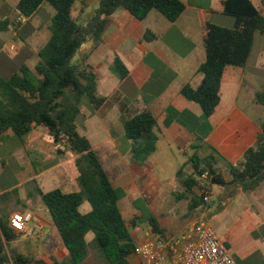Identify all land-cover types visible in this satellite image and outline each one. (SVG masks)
I'll use <instances>...</instances> for the list:
<instances>
[{"label":"crops","instance_id":"0c3cea01","mask_svg":"<svg viewBox=\"0 0 264 264\" xmlns=\"http://www.w3.org/2000/svg\"><path fill=\"white\" fill-rule=\"evenodd\" d=\"M181 1L186 9L174 22L157 10L151 11L144 20H139L120 7L110 17L102 44L93 49V43L89 40L76 57L78 61L80 56L92 50L87 61L97 74L98 95L106 98L94 114H84L82 108L77 125L80 133L87 136L93 148L99 151L105 167L106 160L111 164L110 170L106 169L114 176L112 183L125 192V197L119 201L122 213L124 206L137 207L142 196L137 180L147 178L142 170L147 161L139 163L132 160L134 142L124 134L125 121L138 110L148 106L157 119L159 139L157 150L152 155L159 151L169 155L173 147L187 153V149L197 145L202 156L209 155L210 150L216 148L228 162L236 163L261 132L264 107L256 103L255 96L264 90V35H255L251 54L243 66L226 67L220 104L210 118H205L202 108L181 92L187 84L198 86L203 78L199 67L206 61V51L200 14L210 13L211 23L217 26L232 28L235 22L227 19L229 15L224 12L225 0ZM18 2L0 0V25L6 20L9 22L0 29V77L18 73L23 64L33 70L39 61L38 52L51 37L50 26L56 13L54 7L44 2L33 15L26 17L18 11ZM252 2L264 15V0ZM99 3L100 0H76L73 17L86 24ZM147 31L157 38L146 40ZM12 44L16 48L9 50ZM117 57L129 71L124 79L111 70ZM247 107L257 108L256 118L245 112ZM13 138L11 136L6 140L12 141ZM124 138L130 141L127 145H131V149L126 154L134 162L133 168L122 167L126 157L122 156L119 147ZM59 148L63 152L59 153ZM69 152L64 145H56L43 126H37L25 143L20 141L16 154L19 165L15 173L16 182L6 189L0 186V195L31 182L34 185L30 191H24L25 200H17L21 202L19 209L9 213L6 209H0V220L9 223L14 213L31 211L35 221L44 224L45 232L39 237L20 235L9 245L26 241L35 243L36 251L48 239L51 241L55 236L60 238L40 190L48 192L62 188L71 192L77 189L76 155H73L74 166L71 167ZM37 155L39 158L35 160ZM8 166L0 167V179ZM191 172L189 170V174ZM148 206L143 207L149 209ZM221 212H225L229 218L221 238L237 258V263L249 264L250 261V264H264V182L253 192H244L241 188L235 194L229 192ZM90 235L93 236L90 233L88 237ZM55 254L60 258L58 251ZM130 262L142 264L134 255Z\"/></svg>","mask_w":264,"mask_h":264},{"label":"trees","instance_id":"16d2710c","mask_svg":"<svg viewBox=\"0 0 264 264\" xmlns=\"http://www.w3.org/2000/svg\"><path fill=\"white\" fill-rule=\"evenodd\" d=\"M44 2L52 5L56 13L50 26L51 37L38 52L39 61L35 68L32 70L23 64L18 73L0 77V142L14 136L25 143L37 126H43L56 145H64L76 155V190H40L42 201L68 255L66 260L52 255L50 261L24 251L13 252L11 256L7 246L20 234L9 223L0 220V264L11 260L14 264H67V261L68 264H83L91 243L100 251L106 264H131L137 242L119 207L125 192L113 185L114 176L106 169L99 151L93 148L87 136L80 133L77 125L84 96L89 98L95 109L106 101L105 97L98 95L97 74L87 61L92 50L80 56L77 62L73 60L87 41H92L93 49L102 44L110 17L120 7L139 20L157 10L174 22L183 14L186 5L181 0H100L86 24L73 17L76 0H19L17 9L30 17ZM224 12L234 18L232 28L211 23L210 13L201 12L206 51V61L199 67L203 78L198 86L187 84L181 91L189 101L202 108L205 118H210L220 104L226 67L243 66L251 54L255 35H264V15L252 0H225ZM8 23L7 20L2 22L0 29ZM156 38L150 31L145 34L146 40ZM111 70L121 79L129 74L119 57L111 65ZM255 98L256 103L264 107V90L257 92ZM157 128V119L148 106L125 121V136L134 142L141 141L131 150L133 161L144 163L156 152ZM192 148L195 151L186 163L192 172L186 175L184 167L177 172L183 191L176 196L183 199L187 194L192 195L191 213L208 205L204 194L197 193L203 189L201 182L205 172H208L205 181L208 189L218 186L253 192L264 182V121L257 139L236 163L228 162L216 148H212L207 156L199 154L197 145ZM58 152L63 151L59 148ZM220 163L226 167L225 170L217 168ZM86 202L90 209L84 212L82 207ZM222 208L220 205L219 212ZM142 214L141 219L150 224L151 233L165 237L159 219L147 208ZM131 224L137 226L133 220ZM90 233L94 235L91 242L88 241Z\"/></svg>","mask_w":264,"mask_h":264},{"label":"rangeland","instance_id":"374dc122","mask_svg":"<svg viewBox=\"0 0 264 264\" xmlns=\"http://www.w3.org/2000/svg\"><path fill=\"white\" fill-rule=\"evenodd\" d=\"M227 19H231L233 22H235L234 18L231 16L227 17ZM8 49L10 50V47H8ZM73 62H77L76 58L73 60ZM11 74L9 73L7 76L9 77ZM81 108L84 109V114L87 115L94 114L96 112V109L93 107L87 96L82 98ZM244 110L249 116L256 118V107H247ZM261 116H264V114ZM128 141L129 140L127 138H124V140L121 141L119 151L121 152L122 156L126 157L124 159L125 163H123L124 165H122V167L133 168L134 162H132L126 154L131 149V145H127ZM140 143L141 141L137 140L134 142V146H139ZM19 144L20 140L14 137L12 141L5 140L0 145V167L9 165L5 168L6 170L4 175L0 179V186L2 189H6L8 186L13 185L16 182L15 173L17 168H19L16 160V154L17 146ZM193 153L194 150L191 148L187 149V153H185L179 148L173 147L172 150H170L169 155H165L162 151H159L152 155L150 160H147V162L142 166V170L145 171L144 173H146L147 178L137 180L142 192V196L139 199L140 202L138 203L137 207L131 205L130 207L124 206L122 208L123 214L130 225L137 244L153 235L151 233L150 224L148 222L142 221L141 219L143 215L142 211L144 209L143 206L146 204L149 205V209L147 208L149 213L155 215L159 219L161 227H163L165 231L164 234L166 238L175 239L178 241H186L189 237L194 222L198 221L199 219H205L216 231V233L220 237H223L227 225L226 222L229 218L225 212H219L218 209L220 205L223 206L224 202H226L229 192L232 191L235 194L236 191H233L232 188L212 186L209 188V200L207 201L208 205L200 206L192 213L189 211V204L191 202L192 195L187 194V197L183 199L176 197L179 192L183 191V186L177 178V171L184 167L185 174L189 175V170L191 172V168L190 165H185V163ZM68 155V158H70L69 165L73 167L74 153L70 151ZM58 156L61 157L59 154ZM36 158L37 159L35 160H38L39 155H37ZM31 160L34 162L32 155ZM106 162V167L108 170H110L111 164L108 162V160H106ZM36 167L39 168V165H36ZM217 168L220 171L226 169L222 163H220ZM33 185V182H31L26 186L18 187L5 195H0V209H6L8 213L19 209L21 202H18L17 200L19 198L21 200H25L26 197L24 191H30L33 188ZM197 193L198 195L202 194V190H197ZM89 208L90 205L86 202L82 209L84 211L88 210ZM223 215H225L226 218ZM132 220L137 223V226H133L131 224ZM91 234L93 235V233ZM93 236L90 235L88 237V241L91 242ZM39 246L40 248L35 251V243L20 241L13 246L8 245L7 248L11 256H13V252L15 253L24 251L25 253L35 255L45 260H50L52 255L59 258L55 254L56 251H58L59 255H61L60 259L66 260L68 253L58 236L53 237L51 241L48 239L46 243H41ZM248 263L250 264V261H248ZM83 264L106 263L100 251L91 243L88 257Z\"/></svg>","mask_w":264,"mask_h":264},{"label":"built area","instance_id":"2783aa9c","mask_svg":"<svg viewBox=\"0 0 264 264\" xmlns=\"http://www.w3.org/2000/svg\"><path fill=\"white\" fill-rule=\"evenodd\" d=\"M11 45L10 50H14ZM208 172L204 173L201 186L205 201L209 200L206 185ZM9 226L27 237H39L45 232L42 222L35 221L31 211L16 212L9 219ZM136 256L142 264H238L231 249L205 220L194 222L186 241L152 235L139 242L135 248ZM7 264H14L11 260Z\"/></svg>","mask_w":264,"mask_h":264}]
</instances>
